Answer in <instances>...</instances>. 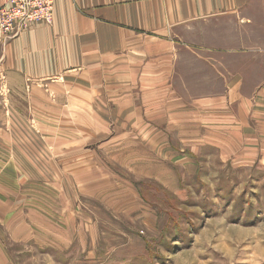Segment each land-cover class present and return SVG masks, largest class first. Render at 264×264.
I'll return each mask as SVG.
<instances>
[{
	"label": "rangeland",
	"instance_id": "rangeland-1",
	"mask_svg": "<svg viewBox=\"0 0 264 264\" xmlns=\"http://www.w3.org/2000/svg\"><path fill=\"white\" fill-rule=\"evenodd\" d=\"M253 7L264 56V0ZM108 106L48 111L46 126L0 136L5 264H264V142L186 143L180 112L173 127L144 128L149 112Z\"/></svg>",
	"mask_w": 264,
	"mask_h": 264
},
{
	"label": "crops",
	"instance_id": "crops-1",
	"mask_svg": "<svg viewBox=\"0 0 264 264\" xmlns=\"http://www.w3.org/2000/svg\"><path fill=\"white\" fill-rule=\"evenodd\" d=\"M256 1L56 0L53 26L33 25L0 50V136L15 141V128L46 126L48 111H97L102 102L149 112L151 122L135 121L144 128L173 127L180 112L186 143L215 146L237 134L264 142V71L252 65L264 56L249 36ZM118 118L131 124L127 112Z\"/></svg>",
	"mask_w": 264,
	"mask_h": 264
},
{
	"label": "built area",
	"instance_id": "built-area-1",
	"mask_svg": "<svg viewBox=\"0 0 264 264\" xmlns=\"http://www.w3.org/2000/svg\"><path fill=\"white\" fill-rule=\"evenodd\" d=\"M56 0H8L0 8V50L33 25L53 26Z\"/></svg>",
	"mask_w": 264,
	"mask_h": 264
}]
</instances>
